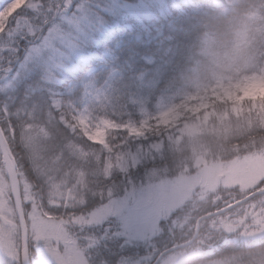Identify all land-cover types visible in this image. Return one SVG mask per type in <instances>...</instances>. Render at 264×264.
I'll return each instance as SVG.
<instances>
[{
  "label": "trees",
  "instance_id": "trees-1",
  "mask_svg": "<svg viewBox=\"0 0 264 264\" xmlns=\"http://www.w3.org/2000/svg\"><path fill=\"white\" fill-rule=\"evenodd\" d=\"M65 1L70 12L80 4L101 2ZM114 1L118 6L113 11H103L98 7L102 22L97 31L80 40L85 60H77L78 68L73 72L49 70L30 58L50 24L58 22L65 13L63 5L56 15L48 17L39 35L32 38L29 43L32 49L27 52L26 58L17 53L0 54V121L8 119V116L2 115L1 107L9 103V115L18 130L16 144L10 147L8 138L4 136L17 168L20 172H28L34 191L33 199L39 206L40 196L49 203L46 193L56 179L52 174L53 169L59 175L68 170L87 174L90 191L79 196V199L71 200L70 204L65 203L75 204L70 206V212L77 215H84V211L88 212L98 201L99 189L104 192L100 188L102 185L112 186L115 192L124 189L123 194L129 198L135 194L137 183L150 169L172 165L182 153L176 151L160 157L157 150L148 146L147 140L126 135L125 126L131 120L138 121L141 108L149 112L158 103L169 105L177 102L181 95L195 92L212 79L237 81L250 74H259L264 68V0ZM39 3L43 6L42 0ZM88 68H93L91 75L99 78L96 86L109 80L108 86L112 87L108 99L112 103L106 102L97 109V113L103 116L104 122H115L113 124L120 128L103 127L104 145L97 142L90 144L91 140L84 135L69 112V109L74 112L72 105L77 107L75 101L78 103L88 95L84 82ZM250 103V100L213 101L207 110L209 117L216 119L227 114V118L233 117L240 122L242 114L234 115L232 110L235 107L245 109ZM28 115L35 120L33 126L41 128L45 134L42 142L44 154L36 175L31 173V169H36L35 166L33 168V161L21 156L23 145L20 136L29 122ZM229 121L233 122L227 120L226 123L229 124ZM230 126H235L229 127L233 135L225 143L227 147L232 146L231 153H238L239 150L244 155L264 150V126L252 125V129L240 124ZM159 139L154 137L152 143H157ZM120 145L125 147L121 149ZM132 156L140 158L134 165L131 163ZM107 158L124 162L123 167L110 170V173L113 172L111 179H105L99 171ZM2 165L0 156V167ZM18 178L23 197L25 191L21 189V173L20 176L18 173ZM92 190L97 193L91 197ZM115 192L112 198L118 196L119 193ZM233 193L236 194H229L225 199L237 197V191L233 190ZM4 199L2 195L0 202ZM220 202H201L192 194L175 209L165 212L158 221V231L147 241L114 236V231L109 228L115 225L114 214L100 224H92L82 216H75L73 219L83 224L69 225L67 233L77 249L84 250L97 243L103 258L131 259L134 264H151L160 249L187 241L193 234L195 219L213 212ZM230 212L231 209L201 220L197 237L189 245L171 251L178 254L194 252L181 264H264L263 222L256 223L252 229L241 224L235 231L224 233L222 237L214 238L206 234L210 223L230 217ZM54 218L55 223L62 227L65 221L56 216ZM173 219L178 222L171 223ZM47 239L55 241L58 237L54 233ZM42 242L43 247L49 249L45 241Z\"/></svg>",
  "mask_w": 264,
  "mask_h": 264
},
{
  "label": "rangeland",
  "instance_id": "rangeland-1",
  "mask_svg": "<svg viewBox=\"0 0 264 264\" xmlns=\"http://www.w3.org/2000/svg\"><path fill=\"white\" fill-rule=\"evenodd\" d=\"M95 1L101 2L89 5L80 4L70 12L65 0H42L44 7L40 5V0H33L39 7L22 12L19 16L21 23L0 33V54L17 53L26 58L27 52L32 49L29 45L32 38L39 35L44 22L49 16L56 15L63 5L65 13L58 22L50 24L47 32L43 37L41 36L40 45L31 52L30 58L37 60L49 70L73 72L78 68L75 62L80 59L85 60L80 40L97 31L102 22L98 7L103 11H113L118 6L114 0ZM21 2L22 0H14V3L5 12L0 13V27H3L4 16L7 12ZM6 3L7 0H0V7ZM92 71L93 68H88L85 71L84 82L85 89L88 91L87 97H83L82 101L78 103L75 101L77 107L72 105L74 112L70 109L69 112L73 114L74 121L81 127L89 140L104 145L103 127L120 128V126L113 124L115 122H104L103 116L97 113V109L102 108L106 102L107 104L112 103L108 100L112 87L108 86L109 80L96 86L99 78L92 76ZM243 78L237 81L212 79L211 82L204 84L195 92L181 95L175 103L169 105L158 103L149 112L141 108L138 121L131 120L125 126L126 135L134 139L147 140L148 146L157 150V155L160 157L162 154H171L176 151H182V153L172 165L167 164V166L156 170L150 169L137 183L139 185H136L135 194L131 192L130 195H132L129 198L123 194L124 189L115 192L112 186H100L104 191L99 189L100 194L92 190L90 196L97 193L96 200L98 201L88 209V212L84 211L86 219L92 224H100L114 214L116 216L114 218L115 225L109 227L110 231H114V236H123L127 240L147 241L158 231V221L165 212L175 209L192 194L198 201L205 203L208 200L210 202L220 200L217 207L220 209L240 200L249 192L264 190V181L262 180L264 179V150L259 149L253 153H244V155L239 150H237L238 153H231L232 146L227 147L225 143V140L233 135L229 127L234 128L235 126H230V124L245 125L251 129L252 125L255 127L264 126V68L259 74H250ZM243 100H250V105L245 109L233 106L235 108L232 110L234 115L242 114L240 122L233 117L227 118L229 116L227 114H222L221 118L216 117V119L209 117L210 113L207 107L213 101L241 102ZM1 108L3 111L6 108L10 114L9 103H5ZM28 117L29 122L20 136L21 145H23L21 156L24 159L28 158L27 160L30 162L33 161V168L35 166L36 169H31V173L36 175L39 169L37 166L39 161H42L44 154L42 142L45 134L41 128L33 126L34 118L29 115ZM227 120L233 122L229 121L227 124ZM236 121L239 123H234ZM9 133H11V129ZM154 137L160 138L157 143H152ZM131 159V163L134 165L140 158L132 156ZM123 166V161L107 158L103 168L100 167L99 171L100 174L102 172V176L107 177L111 169L115 170ZM18 169L17 172L19 176L21 173L23 180L21 189L25 191V196L22 197L25 220L29 234L35 238L36 223L38 221L55 223V218L53 215H49L44 207L35 203L33 187L28 179L29 174L26 170L20 172ZM52 172L56 179L52 181V185L46 193L48 204H70L71 200L79 199V196L90 191L88 178L85 176L87 174L76 170H68L62 175H59L56 169H53ZM92 172L90 171V173ZM95 183L99 182L95 181ZM233 190L237 191V197L225 199L229 194H236L233 193ZM0 192L5 196V199L0 202V216L5 218L6 223H12L13 218L16 220V217L11 198L9 199L10 192L3 165L0 167ZM114 192L119 194L112 198ZM101 194L103 197L100 196ZM254 196L233 209L231 208V212L228 214L230 217L210 223L206 234L214 238L222 237L224 233L235 231L241 224L252 229L256 223H264V193ZM108 197L110 198L107 200ZM26 202H31L30 210L25 208ZM124 207L126 211H124ZM0 222L4 221L0 219ZM177 222L176 219L171 221L173 224ZM109 228L107 232H109ZM54 233L44 232L41 235V240L30 241L28 245L29 264H58L55 256L42 244L43 238L52 236ZM79 251L82 255H77L73 264H134L131 259L103 258L97 243H92L84 250L77 249V253ZM160 251L161 249L158 253ZM191 254L194 252L181 254L169 252L163 255L156 264H179ZM0 264H21V259L15 260L5 251L0 250ZM203 264L221 263L207 262Z\"/></svg>",
  "mask_w": 264,
  "mask_h": 264
},
{
  "label": "snow or ice",
  "instance_id": "snow-or-ice-1",
  "mask_svg": "<svg viewBox=\"0 0 264 264\" xmlns=\"http://www.w3.org/2000/svg\"><path fill=\"white\" fill-rule=\"evenodd\" d=\"M13 3L14 0H7V3L3 7H0V13L5 12V10L8 9ZM37 7H39V5L35 4L33 0H22L21 3L17 4V6L12 7L11 10L8 11L4 16L3 27H0V33H4L14 25L21 23L22 21L19 20V16L22 12ZM2 115L8 116V119L0 121V130H2L4 135L8 138L9 146L12 147L16 144L18 130L17 127L13 124L11 116L9 115L6 108L4 109ZM9 128H11V133H9ZM84 139L86 140L87 138L85 137ZM115 139H120V137H115ZM89 143L95 145V142L93 141H89ZM96 146L102 148V146ZM119 147L122 149L125 147V145H120ZM101 155L103 156L104 153H102ZM112 173H110L109 176L105 177V179H111ZM93 195L95 194L93 193ZM100 196L103 197V194H101ZM71 205L48 204L45 198L41 197V206L44 207L45 211H48L49 215H54L64 220L65 222L61 227L60 225L53 222L41 223L38 221L36 223L37 232L35 233V238H33L32 234H29L27 223L22 230L19 225V221L15 219H13L12 223L0 222V250L5 251L15 260H19L21 258L27 259L28 245L30 241L41 240V235L44 232H55L58 237V239H56L55 241H49L46 237L43 238L46 245L49 246V251L53 256H55L58 264H73L74 258L77 255H82V253L80 251L77 253L76 246L69 240L67 228L69 225L83 224L82 222H76L73 217L82 216L85 219L87 217L84 216L83 213L77 215L75 212H70ZM25 208L30 210L31 202H26Z\"/></svg>",
  "mask_w": 264,
  "mask_h": 264
},
{
  "label": "water",
  "instance_id": "water-1",
  "mask_svg": "<svg viewBox=\"0 0 264 264\" xmlns=\"http://www.w3.org/2000/svg\"><path fill=\"white\" fill-rule=\"evenodd\" d=\"M0 155L2 158L3 166H4L6 177H7V182H8V186H9V190H10V194H11L14 212H15L17 221H19V225H20L21 229L23 230L25 227V224H26V220H25L24 210H23V205H22V198H21L19 180H18V175H17V166H16L14 156L12 155V152H11L7 142H6V139L4 137L2 130H0ZM263 192H264V190H257L254 192H250L247 195H245L243 198H241L240 200H238L232 204H229V205H227V206H225L219 210H216L214 212L199 216L195 221L194 232H193L192 237L184 243L171 246V247L166 248V249L162 250L161 252H159V254L156 256V258L154 259L152 264H156L158 262V260L165 253L172 251V250H175V249H178V248H182V247L190 244L197 235L198 225H199L200 220L208 218L210 216L217 215V214L222 213L226 210H229V209L245 202L247 199H249L253 195H257V194H260ZM1 195H2V193L0 192V196ZM1 219H3V217H1ZM21 264H29L28 263V253H27V259L21 258Z\"/></svg>",
  "mask_w": 264,
  "mask_h": 264
},
{
  "label": "bare ground",
  "instance_id": "bare-ground-1",
  "mask_svg": "<svg viewBox=\"0 0 264 264\" xmlns=\"http://www.w3.org/2000/svg\"><path fill=\"white\" fill-rule=\"evenodd\" d=\"M192 235H193V234H192ZM191 237H192V236H191ZM191 237H190V238H191ZM196 237H197V235H196ZM196 237H195V238H196ZM190 238H189V239H190ZM195 238H194V239H195ZM189 239H188V240H189ZM194 239H193V240H194ZM185 242H186V241H185Z\"/></svg>",
  "mask_w": 264,
  "mask_h": 264
}]
</instances>
